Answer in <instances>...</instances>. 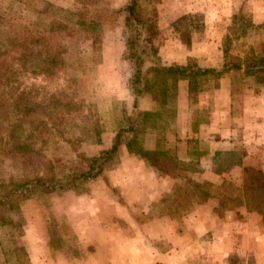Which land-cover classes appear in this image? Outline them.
<instances>
[{
  "label": "trees",
  "instance_id": "trees-1",
  "mask_svg": "<svg viewBox=\"0 0 264 264\" xmlns=\"http://www.w3.org/2000/svg\"><path fill=\"white\" fill-rule=\"evenodd\" d=\"M15 1L0 0V249L4 257L0 264H31L28 248L16 240L24 231L26 198L36 197L49 209L54 193L88 192L90 183L119 161L122 148L159 174L176 179L160 198L169 216L219 191V215L245 207L258 211L264 225V171L244 164L240 147L215 149L212 168L221 174L239 165L244 180L222 175L217 182L203 176L206 142L186 137L180 155L166 139V131L177 124L180 79L187 80V95L194 102H200L202 93L213 92L229 69L264 83V21L254 22L247 8L233 13L221 41L222 62L211 66L199 64L195 57L185 62L164 60L155 42L164 0H125L117 8L99 0H74V8L60 9L64 13L49 0L43 6L38 1L17 6ZM117 25L123 41L121 57L130 62L126 81L130 104L121 105L109 145L88 154L82 143L86 139L101 143L106 130L88 85L102 63L104 38ZM171 27L184 40L202 34L204 11L185 12ZM239 40L247 47L234 52ZM29 73L43 75L48 82L27 80ZM61 78V84L50 85ZM143 97L151 101L150 107L141 106ZM193 121L190 126L196 131L201 120ZM148 136L153 140L147 143ZM71 152L75 160L69 163ZM48 225L53 230L50 221ZM239 263L232 254L228 264Z\"/></svg>",
  "mask_w": 264,
  "mask_h": 264
},
{
  "label": "rangeland",
  "instance_id": "rangeland-1",
  "mask_svg": "<svg viewBox=\"0 0 264 264\" xmlns=\"http://www.w3.org/2000/svg\"><path fill=\"white\" fill-rule=\"evenodd\" d=\"M34 1H38V6L45 5L44 0H16L15 3L16 5L29 6ZM49 1L55 5L54 7L60 13H64V10H60L61 8L68 9L76 6L74 0ZM181 1L185 3L208 1L213 4V7L219 13L226 11L224 7L226 3L228 4V0H171L161 5V14L163 16L161 23H159L160 32L156 36L155 42L159 45L163 56L168 61L187 60L188 57H194L189 55L191 50L195 49L199 50V52H203L205 48L208 50V45L206 47L205 44L199 42L202 41V35L208 33L214 38L206 40L208 44H211L209 53L213 55L212 57H215L214 43L220 39H218L220 33L223 38L225 33L228 32L232 15H224L219 22H210L209 30L206 28L205 23V29L202 34L197 33L192 35L190 39L184 40L171 27L176 6L181 5ZM248 1L245 0V3ZM252 1H254L255 6H260L261 4L260 0ZM123 2L125 0H99L101 5H106L110 8L121 7L124 4ZM204 15L206 17L205 11ZM32 16L35 17L34 14ZM119 30L120 27L117 25L114 31L106 34L103 41L102 63L98 66L92 85H88V95L96 101L99 114L106 121V130L102 133L101 143H96L91 139H86L82 143V149L88 154L109 145L116 123L119 122L121 105L130 104V96L126 88L127 77L130 73V62L121 57L123 41ZM194 37L195 39L193 40ZM247 44L243 40L236 41L233 51L243 52ZM232 78L236 82L240 81L242 78L241 73L236 71ZM27 80L48 82V79L43 75L34 73H29ZM62 80L63 78L60 81L57 79L50 85H59ZM241 89V85L236 84L238 93ZM238 95L236 94L237 98H239ZM144 100V102L141 100V106L149 105V99ZM183 104V108L181 107L179 112V114L181 113L179 117L181 116L182 118L181 123L177 122L176 126L166 131L167 144L180 155H183L186 149L185 137H183L186 119L189 116L191 117L193 113L195 116L191 118L192 121L190 123L194 122V118H199L201 121L209 120V115L216 111L213 108L214 92L212 91L202 93L200 102H194L187 98V101L184 100ZM236 106L238 107V105ZM149 137L146 140L147 143L153 140L152 137H150L151 139ZM74 155L73 152L69 153V158L67 159L69 163L75 160ZM151 171L153 172V167L150 164L122 148L119 161L112 168L105 169L92 181L88 192L83 194H75L70 191L54 193L50 197L51 202L48 206L50 210L47 207H43L36 197L26 198L22 205L25 216L24 231L21 235L16 236L17 243L28 248L31 255V264H98V262L94 261L95 256H101L105 250H110L111 247L110 244H101V241L104 243L106 238H110L115 234L113 231H108L107 228L109 226L114 225L119 228L122 225L125 227L130 225V221L125 219V217L129 218V210H133V221L136 223L146 221L145 224L148 225V218H152V214L149 212L145 213L142 210V206L145 205L150 197L148 195L157 190V185H159L158 183H148ZM154 173L159 175L157 171ZM48 220L51 222L53 230L48 225ZM134 228L135 230L127 228L129 235H132L131 232L139 235L142 233L138 226L135 225ZM0 232L2 231L0 230ZM167 233L171 234L172 238L175 237L172 229L168 230ZM249 233V231H246L245 243L247 246L251 244L253 246L254 241L252 242L253 238ZM116 234L118 233L116 232ZM184 239L187 243H190L193 240V236L191 237V235L187 234L186 237L184 235ZM4 242L8 243L6 240ZM124 242L126 243L125 240ZM160 245L166 246L167 244L161 241ZM261 245L263 247L264 244ZM139 248L140 253H135H143L147 256L146 247L142 246V248ZM201 251H198L197 255L199 254L200 257L201 255L205 256L206 254H201ZM1 254L2 250L0 249V260L4 258ZM192 256L194 255L191 254L190 250L186 251V256L184 257L191 261L193 259ZM194 261L198 263L201 260L198 258ZM1 264L10 263L2 261Z\"/></svg>",
  "mask_w": 264,
  "mask_h": 264
},
{
  "label": "crops",
  "instance_id": "crops-1",
  "mask_svg": "<svg viewBox=\"0 0 264 264\" xmlns=\"http://www.w3.org/2000/svg\"><path fill=\"white\" fill-rule=\"evenodd\" d=\"M170 1L164 0L159 5V23H161L163 16L161 5ZM262 2L263 0H260V6H255L252 0L247 3H245V0H228V4L226 3V6H228L224 7L226 11L219 13L215 10L213 4L208 1L192 3L181 1V5L176 6L173 19L188 11H205L206 28L209 30L210 22H219L224 15L230 16L240 8H249L253 21L263 22L264 2L263 4ZM208 38L214 39L206 33L202 35V41H199L205 44L206 47L208 45V50L205 48L203 52H199V50L194 49L189 51V55L196 57L197 62L201 65L219 66L222 62L220 47L222 34L220 33L218 37L220 39H217L218 41L214 43L215 57H212L213 55L209 53L211 44L206 42ZM163 58L168 61L164 56ZM173 61L185 62L186 60ZM235 72V70L229 69L220 76L219 86L213 91V108L216 111L209 115V120L200 121L198 129L193 131L190 122L195 114L192 113L191 117L189 116L186 119L183 131V137L185 138L195 136L200 139V142H206L205 149L207 151L201 157L203 176L217 182L222 175L237 182L244 180L242 167L239 165H234L230 170L223 171L221 174L213 171V153L217 148L238 146L242 150L244 164L261 168L264 171V83L257 84L249 76L236 82L232 78ZM236 84L242 87L239 93L236 91ZM187 88V80L180 79L178 81L177 100L178 123H181L182 119L181 116L179 117L181 115V113L179 114L180 108H183V101H187L188 98ZM236 94H239V98ZM144 99H147V97H143V102ZM148 101L149 105H142V107H150L151 101ZM155 171L153 169V172H150L148 183H158V189L152 192L154 194L150 193L148 195L150 197L142 206L143 212L152 214V218H148V225L145 224L146 221L134 222L133 210H129V218L125 217V219L130 221V225L126 227L135 230L136 225L142 233L139 235L131 232L132 235H129L128 229L123 225L119 228L114 225L109 226L108 231H113L115 234L110 238H106L104 243L101 241V244H110V250H105L101 256L96 255L94 261L98 264H152L156 262V264H228L230 256L235 254L238 256L239 264H264V245L263 247L261 245L264 244V225L258 211L237 207L221 216L216 210L221 192L216 191L215 195L208 197L206 201L194 202L185 209L170 212L174 214L171 217L167 213L169 211L165 209V205L161 204L160 198L165 193L170 192L176 179L170 176L158 175L154 173ZM170 229H172L174 238L167 233ZM246 231H249L253 238V246L252 244L247 246L245 243ZM187 234L193 236L190 243H187L184 239V235L186 237ZM161 241L166 242L167 245L161 246ZM142 246L146 247L147 256L143 253H135H140L139 250L141 251V249L139 247L142 248ZM190 250L191 254L194 255L191 261L184 257L186 251ZM200 250H202L201 254L205 253L206 255H201V257L199 254L197 255ZM95 252L97 253V251ZM206 257L208 258L206 259ZM198 258L201 261L197 263L194 260Z\"/></svg>",
  "mask_w": 264,
  "mask_h": 264
}]
</instances>
